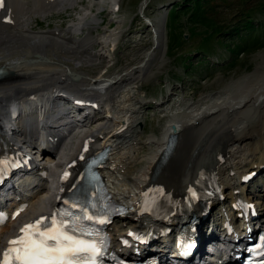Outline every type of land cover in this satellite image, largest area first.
Listing matches in <instances>:
<instances>
[{"label": "bare ground", "instance_id": "1", "mask_svg": "<svg viewBox=\"0 0 264 264\" xmlns=\"http://www.w3.org/2000/svg\"><path fill=\"white\" fill-rule=\"evenodd\" d=\"M93 1L95 7L99 0ZM4 2L5 6L0 11V69L2 70L0 76V147L5 144L12 147L21 144L26 148L33 149L38 142L37 137L41 135V139L44 140V132H50L48 121L54 118L55 114H61L58 112L59 106L56 101L62 96V93L90 96L105 104L108 111L105 116L96 118L100 114L96 112L94 116L89 115L84 119L85 125L96 122L102 124L82 136L78 144L79 152L84 144H88L86 153L92 154L104 146L111 147L110 158L112 160L109 163L111 168H107L106 171H109L108 175L111 177L114 175V178L117 179V173H121V169L126 166L127 162V147L131 141L127 133H131L134 129L131 115L127 113L121 115L123 113L121 107H125V103H122L120 107L117 105L119 102L118 93L122 85L130 82L136 84L140 74L147 72L146 64L149 57L145 56L135 67L128 68L123 74H109L107 71L91 76L87 69H93L95 64L92 62L108 57L105 52H89L90 46L93 45L91 38L84 37L78 42L70 37L62 36L61 31L35 32L28 27V21L32 18H40L45 14L59 11V8L66 12L74 0H4ZM119 2L120 0H109L108 4L114 3L119 8ZM100 5L103 8L106 4L101 3ZM110 13L116 12L112 10ZM60 14L58 12L55 15ZM81 14L79 11V15ZM9 20L11 22H7ZM94 20V17L89 20L83 19V27L79 31H82L85 25ZM128 33L131 34L132 31ZM120 36V32L112 33L106 44L115 45ZM153 40L158 46V30L155 31ZM72 58L76 61L75 63L71 62ZM246 79L248 77L232 81L227 87V92L222 96L223 98H219L213 104L210 102V108H205L201 113L188 117L186 122L193 118L195 123L191 122L190 124L195 125V128L190 127L186 122L181 123L180 119L173 118L169 120L168 125L162 131L161 143L151 158L149 170L145 173L142 181L136 182L135 187L137 191L145 193H150L156 187L164 189L166 193L162 200V207L165 209V214L172 216L173 219L180 213L183 215L186 208L193 205L189 200L190 190L205 186L215 193V190L218 189L217 176H221L222 172H226V179L234 180L229 175L230 171L234 169L227 166V161L235 155L236 152L233 151L235 146L239 147L246 142L247 144L251 142L250 148H247L249 152L253 153L258 146L260 149H264V76H256L252 80L249 79L250 81H245ZM225 100L230 101L228 104H223L222 102ZM157 101L156 104L151 103L159 106ZM217 106H219L218 109ZM214 108L215 110H213ZM230 109L234 111L231 116L228 117V113L227 119H219L222 116L220 114L228 112ZM222 110L224 111L221 112ZM10 112L17 113V116L10 118ZM254 114L257 116L256 121L249 119ZM109 115L112 116L109 117ZM197 124L203 129L208 125H216L208 134L207 139H201L200 134L198 133L197 136L196 133ZM172 126L176 128V131H173ZM172 135L177 136V144L171 156L162 162L161 156ZM13 137L16 141L12 140ZM52 137L54 136L47 135L46 139H52ZM217 138L220 139V142H217L218 145L215 148L213 143ZM209 148H215L214 159L210 165L216 169V173L212 174L211 178L203 168L210 166L203 162ZM116 149L125 152H115ZM75 152L69 156H67L68 154L58 155L55 163L57 167L60 168L64 164L63 168L67 172L76 171L79 166L77 160L79 154L76 155ZM43 155L49 158L47 161L49 163L56 157L57 149L48 147ZM206 159L208 158L206 157ZM65 160L67 161L64 163ZM70 164L75 167L68 169L67 166ZM263 164L261 161H257L255 165L260 174H263L264 171L262 168L259 169ZM229 181H222V186L230 185V189L233 190ZM237 181L238 179L234 180L235 183ZM259 181L261 180L259 179ZM67 182L69 181L62 182L61 187L65 186ZM51 183L52 180H50L49 190ZM262 192L264 193V189ZM31 194L33 197L28 203L29 208L24 212L25 214H22L18 220L9 222L0 228V233H8L19 220L21 221L20 226H22L28 219L43 214L45 209L40 203L43 196L40 195L41 190L38 191L35 187ZM45 197L49 200V196ZM236 198L234 196L231 199L235 202ZM212 200L213 198L209 199V201ZM48 204H52L50 200ZM217 226L214 224V227ZM161 257L166 258V254L162 253Z\"/></svg>", "mask_w": 264, "mask_h": 264}, {"label": "rangeland", "instance_id": "2", "mask_svg": "<svg viewBox=\"0 0 264 264\" xmlns=\"http://www.w3.org/2000/svg\"><path fill=\"white\" fill-rule=\"evenodd\" d=\"M85 1L82 5H76L72 11L63 12L64 9L59 8V11L45 14L40 18H32L28 21V27L35 32L61 31L62 36L78 42L84 37L91 38L93 45L90 46L89 52H105L109 57L92 62L95 64L93 69H87L91 76L107 71L109 74H123L128 68L135 67L145 56L149 57L146 64L147 72L140 74L136 84L130 82L122 85L118 93L117 105L120 107L125 103V107H121L123 108L121 115L126 113L131 115L134 129L127 133L131 141L127 147L126 166L121 169L120 174L117 173V179L113 175L110 176V180L118 198L129 201L137 192L136 182L142 181L149 170L151 158L159 148L162 131L169 120L180 119L181 123H184L188 117L201 113L205 108H210L211 103L223 98L232 81L244 77H248L245 81H250L256 76H264V12L261 11L264 0H206L202 5V12L210 19V24L191 19L193 8L178 13L179 17L169 22L172 7L175 6L177 12L183 6L184 0H120L117 14L110 13L113 8L108 4L109 0H99L95 7L93 0ZM101 3L106 5L102 8ZM58 12L61 14L55 15ZM91 17L95 20L79 31L83 27L82 20H89ZM145 18L150 20L151 26L146 25ZM247 18H255V27L259 28L241 27ZM153 28L159 31L158 46L153 40ZM234 28L239 30L235 31ZM114 32L121 33L116 44H106ZM256 41L258 44L254 45ZM71 62L76 61L72 58ZM154 101L162 103L155 106L151 103ZM229 101L225 100L222 103L228 104ZM232 110L228 112L222 110L219 119H227L228 113V117L234 113ZM100 116L104 114L101 112L96 118ZM249 119L256 121V114ZM191 122L195 123V120L191 118L186 123L195 128ZM101 124L96 122L86 126L81 134ZM215 125H208L203 129L197 124V136L199 133L201 139H207ZM79 141V138L72 140L59 155H71L75 148L79 149ZM217 142H220L219 138L214 141V147L218 145ZM251 144L246 142L242 146L231 148L236 153L227 161V166L234 169L236 175L249 171L257 161L264 163V149L258 146L251 153L247 149ZM215 148L208 149L203 158L206 163L214 159ZM115 152L125 151L116 149ZM55 161L56 157L53 163ZM225 176L226 172H222L223 180ZM263 176L264 171L247 187L245 194L247 199L262 207H264ZM55 182L56 179L53 183ZM225 191L228 195L229 189ZM242 191L244 192V187ZM48 193L46 191L41 193L43 196L40 203L44 208L47 207L49 200L53 199L52 193ZM45 196H49V200ZM219 215H230L227 201L220 203L213 212L214 219ZM130 224V220L116 222L111 226L113 234L118 235Z\"/></svg>", "mask_w": 264, "mask_h": 264}, {"label": "snow or ice", "instance_id": "3", "mask_svg": "<svg viewBox=\"0 0 264 264\" xmlns=\"http://www.w3.org/2000/svg\"><path fill=\"white\" fill-rule=\"evenodd\" d=\"M4 6L0 0V9ZM81 211L82 216L58 211L24 225L18 237L8 242L0 264H98L106 249L105 238L98 240V232L82 221L106 224L109 220L103 214Z\"/></svg>", "mask_w": 264, "mask_h": 264}, {"label": "trees", "instance_id": "4", "mask_svg": "<svg viewBox=\"0 0 264 264\" xmlns=\"http://www.w3.org/2000/svg\"><path fill=\"white\" fill-rule=\"evenodd\" d=\"M204 1L206 0H184L183 6L177 12H175V9H176L175 6L172 7L171 13L169 14V22H173L174 20H176L179 17V15H177L178 13H181L182 11H189L193 8L194 10L193 9L192 10H193V13L195 12V16H193V13H192L191 19L192 18L194 20L197 19V21L206 22L210 24L211 22L210 19L205 17V15H203V12H202V5L205 4ZM262 7L263 8L261 9V11L264 12V5ZM241 27H243L244 29L259 28V27H255V18H247L246 20L243 21V25ZM234 30L238 31L239 29L234 28ZM256 44H258L257 41L254 45Z\"/></svg>", "mask_w": 264, "mask_h": 264}]
</instances>
